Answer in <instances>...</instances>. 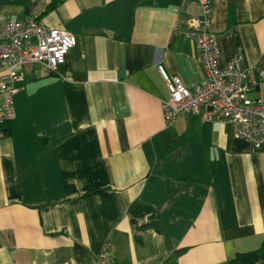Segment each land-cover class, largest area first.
Segmentation results:
<instances>
[{"label":"crops","instance_id":"crops-1","mask_svg":"<svg viewBox=\"0 0 264 264\" xmlns=\"http://www.w3.org/2000/svg\"><path fill=\"white\" fill-rule=\"evenodd\" d=\"M0 0L77 36L64 63L20 71L0 142V264H226L264 238V151L228 122L165 123L160 69L192 88L205 70L176 19L196 0ZM225 67L241 53L264 98V0H210Z\"/></svg>","mask_w":264,"mask_h":264},{"label":"built area","instance_id":"built-area-1","mask_svg":"<svg viewBox=\"0 0 264 264\" xmlns=\"http://www.w3.org/2000/svg\"><path fill=\"white\" fill-rule=\"evenodd\" d=\"M196 2L201 7L202 19L189 17L182 26L184 21L178 17L172 34L193 42L206 79L189 88L180 77L162 71L170 93L163 103L165 122L172 125L180 116L196 114L203 108L204 119L231 123L235 138L245 139L264 151V98L251 95L257 86L252 68L245 64L241 53L225 67L219 66L218 37L210 29L211 1ZM76 42L75 33L47 26L36 18H0V142L6 134L5 124L15 116L12 97L23 80L20 69L38 62L51 71L63 62ZM110 243L106 242L100 255L102 264L112 261Z\"/></svg>","mask_w":264,"mask_h":264},{"label":"trees","instance_id":"trees-1","mask_svg":"<svg viewBox=\"0 0 264 264\" xmlns=\"http://www.w3.org/2000/svg\"><path fill=\"white\" fill-rule=\"evenodd\" d=\"M59 2L60 0H51L37 18H41L52 11ZM49 72L51 73L53 71ZM9 129L10 124L6 123L4 127L5 132H8ZM226 264H264V238L257 248L236 253Z\"/></svg>","mask_w":264,"mask_h":264},{"label":"bare ground","instance_id":"bare-ground-1","mask_svg":"<svg viewBox=\"0 0 264 264\" xmlns=\"http://www.w3.org/2000/svg\"><path fill=\"white\" fill-rule=\"evenodd\" d=\"M66 31H67V30H66ZM75 45H76V44H75ZM75 45H74V46H75ZM74 46H73V47H74ZM73 47H72V48H73ZM65 56H66V55H65ZM64 60H65V57H64ZM64 60H63V62L57 64L56 67H55L54 69H56L60 64L64 63ZM54 69H53V70H54ZM160 71H161V73H162L163 70L160 69ZM163 72H164V71H163ZM166 74H167V73H166ZM22 75H23V74H22ZM162 76H163V75H162ZM163 78H164V77H163ZM23 79H24V77H23ZM205 79H206V75H205ZM166 82H167V81H166ZM204 82H205V81H204ZM204 82H203V83H204ZM256 88H257V86H256ZM255 90H256V89H255ZM255 90H254V91H255ZM169 97H170V95H169ZM168 99H169V98H168ZM168 99H167V100H168ZM167 100H166V101H167ZM162 108H163V104H162ZM163 115H164V111H163ZM183 116H184V115H183ZM180 117H182V116H180ZM180 117H179V118H180ZM177 119H178V118H177ZM177 119H176V120H177ZM164 120H165V119H164ZM165 123H166V122H165ZM166 125H168V124L166 123ZM172 125H173V124H172ZM172 125H168V126H172Z\"/></svg>","mask_w":264,"mask_h":264},{"label":"rangeland","instance_id":"rangeland-1","mask_svg":"<svg viewBox=\"0 0 264 264\" xmlns=\"http://www.w3.org/2000/svg\"><path fill=\"white\" fill-rule=\"evenodd\" d=\"M243 140H245V139H243ZM245 141H247V140H245ZM248 142V141H247ZM250 143V142H249ZM251 144V143H250ZM111 257H112V255H111ZM113 260V259H112ZM109 264H112V261L109 263Z\"/></svg>","mask_w":264,"mask_h":264}]
</instances>
